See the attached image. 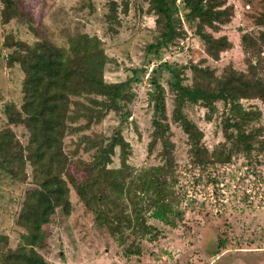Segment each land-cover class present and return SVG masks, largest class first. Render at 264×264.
I'll list each match as a JSON object with an SVG mask.
<instances>
[{
    "label": "trees",
    "instance_id": "16d2710c",
    "mask_svg": "<svg viewBox=\"0 0 264 264\" xmlns=\"http://www.w3.org/2000/svg\"><path fill=\"white\" fill-rule=\"evenodd\" d=\"M143 1L154 16V25L160 26L153 42L144 47L147 53L158 57L160 49L181 37L182 21L198 39L204 57L188 64V84L182 83L183 70L179 66L159 61L150 68L147 150L156 151L158 163L139 170H133L127 162L130 148L121 135V126L130 116L131 84L138 79L137 70L123 80L105 81L107 57L99 39L86 33L68 36L65 46L39 36L28 43L9 32L4 34L1 45L8 49L4 63L9 67L17 65L22 78L19 104L3 105L0 176L24 182L28 165L30 186L23 190L14 218L21 231L13 247L0 250V264H46L40 253L47 245L44 225L56 209L69 214L70 192L84 213L91 216L94 226L107 231L119 246L125 243L126 232L155 237L145 215L171 223L169 215L176 213L179 198L170 123L183 134L187 164L193 167L225 164L238 156L248 162L257 161L264 153L261 109L242 103L255 100L264 108V0L253 17L254 29L239 34L243 69L226 63L218 73L201 62L206 58L216 61L221 52L231 47L225 34L215 35L229 22L231 4L226 0ZM14 18L24 21L37 34L30 14L18 0H0V24ZM161 68L168 73V113L164 89L154 76ZM195 105L205 110L207 118L214 112L219 114L221 140L210 149L186 113ZM109 112L115 115L117 124L108 134L89 130ZM9 125L23 128L24 144ZM73 133H78L73 148L65 151V135ZM78 151L86 156H76ZM2 242H7L4 234H0ZM220 244L218 241L217 246ZM124 252L137 254L139 249L131 241Z\"/></svg>",
    "mask_w": 264,
    "mask_h": 264
},
{
    "label": "rangeland",
    "instance_id": "374dc122",
    "mask_svg": "<svg viewBox=\"0 0 264 264\" xmlns=\"http://www.w3.org/2000/svg\"><path fill=\"white\" fill-rule=\"evenodd\" d=\"M30 14L31 32L26 23L14 18L0 24V128L5 126L3 105L16 106L20 102L22 73L17 65L6 66L4 58L8 49L1 40L11 33L31 43L44 37L56 45L65 46L68 36L86 33L100 41L107 60L103 67V79L108 82L123 80L137 70L136 81L131 84L133 98L129 103L130 116L121 126V135L128 142L130 153L127 162L133 170L158 163L156 151L147 150L150 132V103L147 99L149 71L159 61L179 66L183 70V84L189 83V63L204 57L201 45L192 32L180 21L183 35L163 47L155 57L144 47L153 42L160 26L153 23L154 16L147 11L143 0H18ZM177 1V0H176ZM233 7L228 23L216 34H225L231 47L220 53L214 61L201 62L215 73L230 63L243 69L239 34L254 29L253 17L259 11L261 0H226ZM113 3V5H111ZM112 6V10L110 9ZM180 19V15L178 14ZM154 76L164 89L166 111L170 110L171 95L167 89L168 73L158 69ZM244 105L255 104L261 109L259 123L264 129V108L255 100H243ZM220 105L217 104L219 110ZM188 117L202 132V141L210 149L221 140L218 112L209 118L198 105L186 109ZM117 124L113 113H107L101 121L90 125L89 130L108 134ZM9 127L24 144L26 133L20 125ZM89 130H84L88 132ZM174 142V160L177 164L175 191L178 194L176 213L169 215V222L146 214L152 234L137 236L126 232L125 243L118 245L104 229L94 226L90 215L84 213L75 195L70 192L72 209L64 215L56 209L50 221L44 225L47 232L46 248L40 251L46 264H264V153L257 161L234 157L229 163L197 168L187 164L186 143L179 128L170 123ZM78 133L66 134L64 149L70 151ZM76 156L85 157L78 151ZM116 158L113 165H116ZM24 182L10 181L0 176V234L13 247L21 229L14 223L23 190L30 186L29 167L25 166ZM139 253L125 254L130 243ZM222 244L217 246V242Z\"/></svg>",
    "mask_w": 264,
    "mask_h": 264
}]
</instances>
